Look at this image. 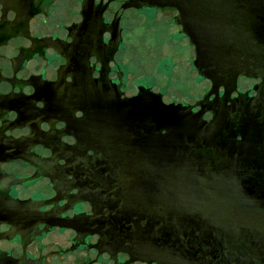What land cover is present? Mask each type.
I'll use <instances>...</instances> for the list:
<instances>
[{
  "label": "water",
  "instance_id": "95a60500",
  "mask_svg": "<svg viewBox=\"0 0 264 264\" xmlns=\"http://www.w3.org/2000/svg\"><path fill=\"white\" fill-rule=\"evenodd\" d=\"M0 264H264V0H0Z\"/></svg>",
  "mask_w": 264,
  "mask_h": 264
}]
</instances>
